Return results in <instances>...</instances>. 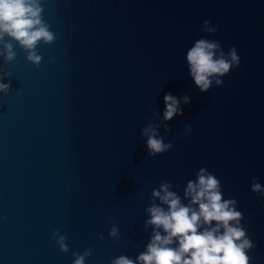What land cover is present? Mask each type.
Here are the masks:
<instances>
[{"label":"water","instance_id":"95a60500","mask_svg":"<svg viewBox=\"0 0 264 264\" xmlns=\"http://www.w3.org/2000/svg\"><path fill=\"white\" fill-rule=\"evenodd\" d=\"M35 3L52 41L0 32V264H142L147 209L167 210L153 190L189 205L201 168L242 213L249 264H264V0ZM199 39L239 57L203 92L187 62ZM145 129L171 147L149 155Z\"/></svg>","mask_w":264,"mask_h":264},{"label":"clouds","instance_id":"9594fccd","mask_svg":"<svg viewBox=\"0 0 264 264\" xmlns=\"http://www.w3.org/2000/svg\"><path fill=\"white\" fill-rule=\"evenodd\" d=\"M39 13L40 8L35 0H0V32L7 33L27 49H32L41 38L45 42L52 41L53 36L42 26ZM5 48L8 50L6 58L11 60L14 55L11 46L5 45ZM217 49L218 43L199 39L187 52L190 74L202 92L209 89L212 77H222L233 65L239 64L234 48L227 54L230 59H226L222 52L217 56ZM28 59L37 64L40 61L34 52L29 53ZM216 83L221 84L222 81L216 79ZM7 88L8 85L0 84V89ZM184 99L187 102L188 98ZM164 101V119L169 120L178 111V101L170 94L164 95ZM151 131L153 134H148L149 129L144 130L148 135L149 155L162 153L171 147L155 136V130ZM219 183L214 175L206 174L201 168L197 181H189L185 190V196L191 197L189 205H182L180 198L168 191L167 183L161 184L159 191L153 190L152 195L166 204L167 210L156 204L147 209L150 219L146 223L154 226L153 236L146 252L138 256V261L142 264H249L246 249L254 245L239 226L242 213L230 206L235 204V200L222 199ZM252 190L259 191L260 185L254 183ZM193 204L198 207L193 209L190 206ZM202 224L208 227L200 230ZM156 229H162L164 234L161 235ZM173 238L178 244L175 248L169 246ZM63 239L61 236L59 241ZM61 250H67L63 243ZM74 264H83V256L77 257ZM113 264L134 262L121 256Z\"/></svg>","mask_w":264,"mask_h":264}]
</instances>
